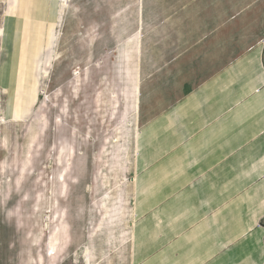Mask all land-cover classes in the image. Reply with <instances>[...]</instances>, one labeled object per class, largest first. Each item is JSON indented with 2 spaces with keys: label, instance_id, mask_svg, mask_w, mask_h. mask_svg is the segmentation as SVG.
<instances>
[{
  "label": "rangeland",
  "instance_id": "374dc122",
  "mask_svg": "<svg viewBox=\"0 0 264 264\" xmlns=\"http://www.w3.org/2000/svg\"><path fill=\"white\" fill-rule=\"evenodd\" d=\"M15 8L0 0V264H131L147 73L180 31L251 19L264 0H39L17 101Z\"/></svg>",
  "mask_w": 264,
  "mask_h": 264
},
{
  "label": "crops",
  "instance_id": "0c3cea01",
  "mask_svg": "<svg viewBox=\"0 0 264 264\" xmlns=\"http://www.w3.org/2000/svg\"><path fill=\"white\" fill-rule=\"evenodd\" d=\"M38 1L16 0L13 101L41 45ZM245 11L178 32L146 75L131 264H264V14Z\"/></svg>",
  "mask_w": 264,
  "mask_h": 264
}]
</instances>
